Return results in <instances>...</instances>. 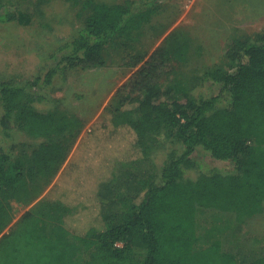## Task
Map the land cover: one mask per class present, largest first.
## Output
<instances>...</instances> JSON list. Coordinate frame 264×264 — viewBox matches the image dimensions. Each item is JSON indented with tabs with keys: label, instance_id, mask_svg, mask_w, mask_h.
I'll list each match as a JSON object with an SVG mask.
<instances>
[{
	"label": "trees",
	"instance_id": "16d2710c",
	"mask_svg": "<svg viewBox=\"0 0 264 264\" xmlns=\"http://www.w3.org/2000/svg\"><path fill=\"white\" fill-rule=\"evenodd\" d=\"M18 1L0 0V21ZM21 1L42 15V5L52 0ZM160 1L142 0L135 11L130 0H89L84 26L58 47L52 55L58 62L43 78L0 81V143L13 130L42 140L31 153V179L21 161L0 153V264H241L223 249L221 236L214 229L203 232L200 222L208 211L243 220L264 208V32L229 45L230 70L201 74L202 81L219 85L216 96L189 93L183 69L193 39L186 27L176 26L151 53L135 59L138 69L122 88L131 98L106 107L90 130L82 133L85 123L76 115L34 106L40 99L35 88L52 84L64 69L104 66V50L118 37L147 27L163 36L171 24L153 23ZM223 99L227 105L220 104ZM165 128L182 148L170 152L160 179L145 184L121 220L107 223L100 185L112 180L118 164L148 159L150 141ZM198 150L231 162L232 170H201ZM195 168L198 177L188 178ZM10 197L30 208L16 217ZM243 264H264V255Z\"/></svg>",
	"mask_w": 264,
	"mask_h": 264
},
{
	"label": "rangeland",
	"instance_id": "374dc122",
	"mask_svg": "<svg viewBox=\"0 0 264 264\" xmlns=\"http://www.w3.org/2000/svg\"><path fill=\"white\" fill-rule=\"evenodd\" d=\"M87 1L75 4L67 0H52L42 5V15L35 13L34 5L27 1L9 5V18L0 21V81L22 83L43 78L48 68L58 62L52 57L58 47L71 40L84 26L88 15ZM94 1L114 4L126 0ZM130 1L134 3L135 11L141 9L142 0ZM153 23L161 26L171 24V27L161 37H156L155 29L149 27L118 37L104 50V66L85 69L70 66L64 69L52 84H40L35 88L36 95L40 97L34 104L36 109L56 116L76 115L85 123L82 133L90 130L93 123L104 118L106 107L122 106L131 98L122 88L138 69L139 65L134 66L135 59L151 53L176 26L186 27L193 39L191 57L183 69L189 93L195 98L216 96L220 92L219 85L202 81L199 77L207 69L230 70L231 62L226 58L229 45L237 38L264 32V0H161ZM220 104L227 105V101L220 100ZM40 142L42 140L23 131L13 130L7 141L0 143V153L6 151L13 162L21 161L27 179H31V153ZM150 143L152 153L148 159L118 164L112 180L100 185L99 195L107 223L120 221L128 203L135 199L145 184L160 179L163 163L170 152L182 148L166 128ZM194 156L203 163L201 170L216 168L225 173L233 168L231 162L215 160L202 150ZM201 170L189 169L188 178L196 179ZM10 202L16 217L30 208L18 197L11 198ZM200 224L203 232L214 229L221 236L223 249L234 253L241 264L264 255V208L243 220L233 214L208 211ZM135 253L142 257L145 255L140 249Z\"/></svg>",
	"mask_w": 264,
	"mask_h": 264
}]
</instances>
